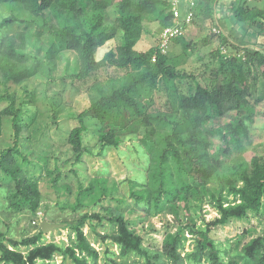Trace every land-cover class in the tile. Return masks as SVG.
Returning a JSON list of instances; mask_svg holds the SVG:
<instances>
[{"label": "rangeland", "instance_id": "1", "mask_svg": "<svg viewBox=\"0 0 264 264\" xmlns=\"http://www.w3.org/2000/svg\"><path fill=\"white\" fill-rule=\"evenodd\" d=\"M233 1L221 0L222 4L216 7V21L197 20L188 26V39L194 43L198 41L193 53L186 54L181 45L183 43L173 39L163 47L160 39L163 24L151 18L142 21V33L135 49L146 51L161 45L176 72L191 75L179 80L174 78L180 89L188 91L193 85L194 91L197 86L195 79L211 87L212 82L214 84L221 78V72H216L217 66H220L219 58H215L212 52L221 49L224 58L228 59L236 54L221 45L219 40L221 29H226L225 25L229 27L235 21L229 15ZM246 1L250 9H264V0ZM10 15L26 20L27 26L26 23H15L9 30L0 32V38L7 34L15 37L16 47L26 54L27 60L23 66L32 67L36 72L20 81L5 83V71L0 66V94L13 96L21 114L19 139L15 136L12 116H2L0 154L13 147L16 140L19 142L20 149L29 160L25 170L38 180L39 199L36 210L22 208L25 204L21 198L10 196L12 190L5 188L8 181L0 176V236L5 244L28 260L29 253L35 248L34 244L15 247L9 239L21 240L41 234L38 245L55 244L66 249L78 245V230H81L86 242L94 250L91 256L88 253L81 255L86 258V264H148L145 257L124 252L116 242L114 235L118 227L108 218L112 213L130 219L131 228L142 236L145 248L153 255L149 260L151 264H171L164 254L163 246L165 241L177 235L182 237L180 253L184 258L183 264H210L206 259L202 262L194 259L197 255V241L202 237L191 230L190 225L193 224L195 231L205 230L208 223L220 216L217 209L220 200L224 206H236L242 201L240 195L232 190L236 182L234 175L243 171L244 167H252L253 155L260 156L264 161V101L257 105V116L251 128L252 144L248 149L239 151L238 146L231 145L229 148L235 151L232 158H225L220 167H212L206 179L199 178L188 193L170 203H164L163 209L157 211L151 204L135 202L134 190L135 193L147 190L146 196L151 203L155 202L160 183L154 186L156 180L150 178L148 168L159 164L158 158L166 157V137L172 131L171 128L165 126L161 128V133L160 129L156 133V129L151 130L153 136L148 153L142 142V132L132 127V117L128 111L122 114L126 118L125 123L115 121L119 116L117 114L113 117L106 114L110 118L106 119L105 125H101L94 116L86 115L87 129L83 132L81 145L76 146L73 132L82 125L79 115L90 107L101 91L107 94L126 82L127 78L122 76L126 71L111 67L98 71L88 81L75 79L73 73L83 65L80 51L57 50L52 45L53 39L49 33H39L40 21L29 10L18 2H0V20ZM119 15L116 2L109 5L107 24L115 25ZM258 25L260 28L257 29L251 25L245 28L246 43L264 48V25ZM204 38L208 45L204 44ZM120 42L119 32L98 47L97 58H102L111 49H117ZM152 61L155 62L154 59ZM245 67L256 72L255 66L250 63ZM96 85H99L98 89H92ZM153 98L155 103L148 111L156 113L168 110L167 103L171 98L163 84L155 90ZM9 104L8 99L4 100L0 104V112ZM230 114L216 119V122L224 126L235 121V113ZM123 125L130 132L122 137L120 144L103 148L101 129L110 131L111 127H116L119 130ZM180 134L183 135V131ZM207 141L203 145L212 157L221 146L226 145L219 134L211 135ZM238 154L241 157L237 158ZM192 177L190 170L182 180L190 182L193 181ZM10 187H14V184H10ZM83 189H90V193ZM99 196L100 201L95 203L94 197ZM93 214L102 216L91 217ZM43 221L57 223L60 227L45 232L41 228ZM258 236H264V194L258 210L248 211L241 217H232L225 224L213 226L208 239L220 251L224 261L228 262L233 256L244 254L245 247ZM36 264H72V261L55 252L48 260H38Z\"/></svg>", "mask_w": 264, "mask_h": 264}, {"label": "trees", "instance_id": "2", "mask_svg": "<svg viewBox=\"0 0 264 264\" xmlns=\"http://www.w3.org/2000/svg\"><path fill=\"white\" fill-rule=\"evenodd\" d=\"M5 1L18 2L35 18H38L41 26L39 33L42 35L49 33L53 39L52 45L57 50L81 52L83 65L73 73L75 79L88 81L94 78L98 71L111 67L126 71L122 75L127 78L126 82L107 94L101 91L100 96L92 101L90 107L79 115L82 125L73 132V142L76 146L81 145L83 132L87 129L86 115L87 117L94 116L101 125H105L106 119L116 114L119 116L115 118V121L125 123L126 118L122 114L128 111L132 117V127L142 132V142L148 153L151 150L153 136L151 130L156 129V133L160 129L161 133V128L165 126L171 128L172 131L167 133L166 137L167 148L164 149L166 157L158 158L159 164L148 168L150 178L153 177L156 180L154 186L160 183L158 193L154 198L155 202H150L146 196L147 190H139L136 193L134 190L135 202H145L151 204L157 211L162 210L164 203H170L175 198L188 193L199 178L206 179L211 174L212 167H220L225 158H232L235 151L229 148L231 145H236L237 150L244 151L252 144L251 128L257 116L256 108L264 101V48H257L255 45L246 43L245 28L251 25L257 29L260 28L259 23L264 25V9H250L246 5V0H234L231 3L229 15H232L235 21L233 20L229 27L225 25L226 29H221L219 40L221 45L236 54L228 59L224 58L221 49L214 50L212 55L219 58L220 64L216 70V72H221L219 81L217 80L214 84L212 82V86L208 87L193 77L197 85L195 90L193 91V85H191L190 90L185 91L180 89L178 83L176 86L175 79L179 80L191 75L176 72L170 64V57L163 53L161 45L146 51L135 49L142 33L141 23L144 19H158L163 24V28L174 23L171 0H0V2ZM197 1L193 24L197 20L216 21L218 19L216 7L222 4L221 0ZM115 2L120 15L117 23L110 26L107 24V7ZM15 23L20 25L26 23L27 26L26 20L10 15L0 20V32L9 30ZM217 25L221 26L219 23ZM188 26L183 35L173 38L174 41L183 43L181 45L186 54L193 53L198 42L194 43L188 39ZM119 32L121 42L118 48L109 50L98 59V47L118 35ZM16 41L15 37L8 34L0 38V66L5 71L3 80L5 83L20 81L25 76L29 77L36 72V69L32 67L23 66L27 60L26 54L16 47ZM203 42L208 45L206 38ZM243 57L246 59L243 60ZM152 59H155V62ZM247 63L255 66L256 72L246 68ZM162 84L171 98V101L167 103L169 104L168 110L156 113L148 111V108L155 103L153 98L155 90ZM97 86L99 85L92 86V89H98ZM150 96H152L151 101ZM6 99L10 101V104L0 112V136L2 116L7 115L12 116L15 136L19 139L20 109L15 106L13 96L0 94V104ZM231 112L236 115L234 116L235 121L224 126L216 122V119L226 117ZM106 114L111 116L107 117ZM124 126H120L119 130L116 127H111L110 131L101 129L103 148L120 144L122 137L130 132L129 129L127 132ZM181 131L183 135L180 134ZM215 134H219L226 145L221 146L212 157L208 155L203 144ZM238 157H241V154H238ZM28 161V157L20 149L19 142L16 140L13 147L5 149L0 154V176L4 177L6 182L8 181L5 188L12 190L10 196L20 197L25 204L22 208L34 211L39 199L38 180L34 179L31 172L27 173L25 170ZM251 162V168L244 167L243 171L240 170L234 175L236 182L233 183L232 190L241 197L242 201L239 205L224 206L220 200L217 208L220 216L208 223L205 230L195 231L193 224L188 222L192 224L190 229L202 237L197 241L198 258H196L197 255L194 257L197 262L206 259L210 261V264H242L243 261V264H264V236H258L251 241L245 247L244 254H237L228 262L224 261L220 251L215 245L210 244L208 239L213 226L225 224L232 217H241L248 211L258 210L261 206L264 194V161L260 156L253 155ZM190 170L193 173V181L182 180ZM10 184H14V187H10ZM83 191L90 193V189H83ZM98 201H100V196L94 197V202ZM101 216L93 214L91 217ZM108 218L113 225L118 227V232L114 236L124 252L143 256L147 259V263L151 264L149 260L153 255L145 248L142 236L137 235L131 228L130 219L124 215L112 213ZM78 235L80 238L78 245L66 249L55 244L38 245L41 234L21 240L9 239L15 247L20 244H34L35 248L29 253L28 260L6 245L0 236V264H36L38 260L43 262L48 260L55 252L71 260L72 264H86V258L81 255L88 253L91 256L94 250L86 242L81 230H78ZM181 246L182 237L180 235L164 242L163 251L171 264H183Z\"/></svg>", "mask_w": 264, "mask_h": 264}, {"label": "built area", "instance_id": "3", "mask_svg": "<svg viewBox=\"0 0 264 264\" xmlns=\"http://www.w3.org/2000/svg\"><path fill=\"white\" fill-rule=\"evenodd\" d=\"M173 12V24L165 27L161 33L162 46L169 40L183 35L185 28L193 23L197 0H171ZM155 60V59H154Z\"/></svg>", "mask_w": 264, "mask_h": 264}, {"label": "water", "instance_id": "4", "mask_svg": "<svg viewBox=\"0 0 264 264\" xmlns=\"http://www.w3.org/2000/svg\"><path fill=\"white\" fill-rule=\"evenodd\" d=\"M58 227H60V225L57 224V223H48L47 221H43L41 223V228L45 232L52 231V230H54L55 228H58Z\"/></svg>", "mask_w": 264, "mask_h": 264}]
</instances>
